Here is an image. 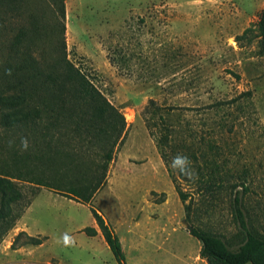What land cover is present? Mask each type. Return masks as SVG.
Here are the masks:
<instances>
[{"label": "rangeland", "instance_id": "rangeland-1", "mask_svg": "<svg viewBox=\"0 0 264 264\" xmlns=\"http://www.w3.org/2000/svg\"><path fill=\"white\" fill-rule=\"evenodd\" d=\"M19 2L0 6V175L33 171L63 188L77 184L80 176L91 180L113 137L106 144L85 143L70 127L54 128V162L44 170L32 160L39 154L33 131L2 119L9 113L2 101L20 90L26 68L32 69L14 50L16 34L30 26L31 12L40 26L50 28L55 21L48 1L27 0V10ZM65 4L68 58L124 115L126 133L114 146L107 183L91 203L43 186L33 198L36 184L21 177L32 203L0 244V264H121L104 238L84 230L97 225L92 208L127 238L124 264H207L201 260V242L185 222L172 174L192 193L195 224L202 228L234 239L239 233L232 212L235 191L252 221L264 224V55L255 32L238 38L256 23L264 0ZM27 45L37 55L50 50L47 39ZM163 124L175 131L176 143L197 155L215 143L219 153L208 156L214 164L191 158L188 180L180 179L177 165L171 160L168 167L157 147ZM200 171L212 173L225 188L219 199L206 198ZM137 221L141 233L129 232ZM24 225L31 235L47 238L41 245L25 243L23 234L15 241Z\"/></svg>", "mask_w": 264, "mask_h": 264}, {"label": "trees", "instance_id": "trees-1", "mask_svg": "<svg viewBox=\"0 0 264 264\" xmlns=\"http://www.w3.org/2000/svg\"><path fill=\"white\" fill-rule=\"evenodd\" d=\"M46 1L50 3L55 17L50 28H47V25L40 26L41 19L36 18L31 12L30 26L21 28L16 34L14 50L21 56L24 63L32 65V69L26 68L27 74L22 79L20 90L10 93L5 101H2L7 106L5 108L9 110L2 119L5 118L8 124L17 122L26 127L29 132L33 131L38 140L36 145L39 154H36L32 160L38 161V166H43L44 170L46 167L52 168L54 162L52 143L54 128L70 127L74 137L85 143L101 141L106 144L112 137L114 139L111 147L104 152V163L100 165V172L94 173L91 180L85 175L80 176L76 180L77 184L65 185L66 187L63 188L64 185L54 187L45 175L41 176L33 171L19 177L0 175V244L30 206L32 197L37 195L40 186L76 201L91 203L95 195L107 183L108 167L114 159V146L123 142L126 133L127 123L124 115L90 79L89 75L68 58L65 38V0ZM11 2H18V0H0V6ZM21 4L25 10L29 8L27 0H20L18 5ZM253 32L259 39V52L264 55V6L256 23L247 27L238 38L246 37ZM38 39L49 41V52L41 51L37 55L30 50L28 42H35ZM150 104L154 106V100H151ZM146 109L148 112V105ZM147 126H149L148 119ZM163 127L156 137V142L165 164L170 167V161L173 162L177 156L188 158L187 162L177 160L175 163L180 179L188 180L194 165L191 158L202 157L208 165L214 164V161H209L208 156L219 153L215 149V143H209L208 150L199 151L197 155V150L187 151L183 145L176 143V139L173 140L175 131L165 124ZM200 173L201 180L205 183L206 198L219 199L225 188H221L222 185L215 182L212 173H205V171ZM21 177L28 178L37 186L33 189L31 198L27 197L20 183L23 179ZM172 179L184 205L185 222L192 227L191 230L189 229L190 233L201 242L200 256L207 261V264H264V224L260 223L261 225L257 226L246 214L240 191H235L232 200L233 217L239 227V233L233 240H229L223 234L195 224L192 193L181 188L177 176L172 174ZM92 213L108 246L117 260L124 264L125 253L115 229L101 212L92 208ZM84 230L91 236L98 233L95 226ZM21 234L25 235V243L32 245H41L47 238L21 231L14 240L16 241Z\"/></svg>", "mask_w": 264, "mask_h": 264}, {"label": "crops", "instance_id": "crops-1", "mask_svg": "<svg viewBox=\"0 0 264 264\" xmlns=\"http://www.w3.org/2000/svg\"><path fill=\"white\" fill-rule=\"evenodd\" d=\"M32 203V202H31ZM26 212V211H25ZM23 216V215H22ZM22 219H23V217H22ZM131 223V222H130ZM139 226H140V222L139 221H137V222H135V224H131L129 227V232H132V230H136V232L137 233H141L140 231H138L137 229L139 228ZM95 227H97V225H95ZM22 230L23 231H25V232H27L29 235H31L30 233H29V231H28V229H27V226H23V228H22ZM97 230H98V233L95 235V236H97V237H102V238H104L103 237V235H102V233H101V231L98 229V227H97ZM115 231H116V233L118 234V230H116L115 229ZM118 236H119V238H120V240H121V243H122V246H123V250L125 249V241H127V238L126 237H123L121 234L119 235L118 234ZM203 262H204V260L205 259H201ZM206 261V260H205Z\"/></svg>", "mask_w": 264, "mask_h": 264}, {"label": "clouds", "instance_id": "clouds-1", "mask_svg": "<svg viewBox=\"0 0 264 264\" xmlns=\"http://www.w3.org/2000/svg\"><path fill=\"white\" fill-rule=\"evenodd\" d=\"M22 144L24 148H27V141H23ZM177 160L187 162L188 158L186 156H177L173 160V165H175ZM62 240L65 245H68L71 242L70 238L66 234L63 236Z\"/></svg>", "mask_w": 264, "mask_h": 264}, {"label": "water", "instance_id": "water-1", "mask_svg": "<svg viewBox=\"0 0 264 264\" xmlns=\"http://www.w3.org/2000/svg\"><path fill=\"white\" fill-rule=\"evenodd\" d=\"M192 227H189V229L191 230Z\"/></svg>", "mask_w": 264, "mask_h": 264}]
</instances>
